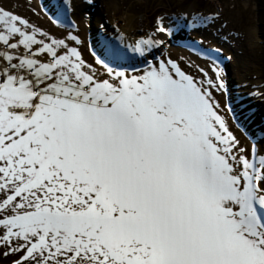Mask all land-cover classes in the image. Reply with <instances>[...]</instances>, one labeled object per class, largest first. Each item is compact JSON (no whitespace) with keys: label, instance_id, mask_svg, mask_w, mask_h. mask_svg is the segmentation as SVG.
Listing matches in <instances>:
<instances>
[{"label":"snow or ice","instance_id":"snow-or-ice-1","mask_svg":"<svg viewBox=\"0 0 264 264\" xmlns=\"http://www.w3.org/2000/svg\"><path fill=\"white\" fill-rule=\"evenodd\" d=\"M38 35L0 9V45L25 50L0 53L4 255L19 254L14 264H264V158L258 166L236 154L217 85L171 60L130 72L101 59L102 79L77 48Z\"/></svg>","mask_w":264,"mask_h":264},{"label":"bare ground","instance_id":"bare-ground-1","mask_svg":"<svg viewBox=\"0 0 264 264\" xmlns=\"http://www.w3.org/2000/svg\"><path fill=\"white\" fill-rule=\"evenodd\" d=\"M5 3H9V5H13L12 0H4ZM20 3L16 5V10L19 14L23 15H29L34 20H38L39 22H43L41 20L43 16H40V13H37V16L33 9L30 10L26 7L21 0H19ZM33 1L37 2L40 9L43 7L47 10V18L54 23L56 19L61 17V14L63 16H66L70 18L72 21H74V29H66L63 25H57L56 23V31L55 34L52 35V39L56 40H64L66 44L69 45V47H75L81 51V57L87 64H91L93 68L96 70L98 76L102 79L108 78L107 72L103 70L105 68L101 64L97 63L98 59L100 60V52L102 49H105L106 53H103V59L106 60L108 57V60L112 67H116L119 69L116 70H127V66L133 65V68H138L137 66L139 64V61L142 63L144 61L149 62L151 61V57L154 58L156 56L155 65H158V63L169 57H178L176 60H178L179 63H181L182 69H185L187 66L192 70V68L198 69V73L196 78L198 82H204V80L208 79V68L201 67L202 63H207V61H200L198 60V56L194 57V54L187 53L186 51L182 49H187L183 44V39H188L192 44H196V39L198 38L200 41L204 42L211 50L212 53L215 55L216 59L221 58L220 55L223 57L221 59V62L225 61L226 57L224 54V47L226 46V43L230 40L232 41V45L229 46V48L233 51V49H237L239 54L243 57L240 58L238 56L235 57V55H232L226 60L225 67L226 72H218L220 75H222L221 81H223L224 87L223 92L226 96L233 94L234 100H237L236 104L233 106L235 108L236 112L233 114L239 120L241 121V124L245 130V133L247 134H254L255 140L254 142L247 143L241 135L237 136V142H238V148L242 149L243 151L237 152L236 154L243 155L245 158H247L250 161V154L252 152L255 153V156L257 158L256 163L259 166V161L264 158V54L262 48L260 46L264 45V37H263V29H264V14L262 12L264 11V0H258V3H254V12L256 16L254 18L252 16H249L256 26H260L257 39L255 41L251 40L249 36V32H245L242 34L240 32L239 34H231L230 36H226V39L228 40L226 43L223 44V46H219L216 39L214 38V35L210 34V29H205L200 24H204L205 21H198L194 19V16L192 14V11L188 13L186 17H182L181 14L179 16H172L170 17H164V19L157 18L155 23L158 22L159 29L163 27L165 31L161 32L159 34L158 32L151 33L149 29H146L147 27H144L145 20L147 18V15H136L132 12L131 9H134L132 5L138 4L136 3L137 0H131L130 5L126 6V12L125 16L120 18V22H122V25L117 26L118 20L113 18L111 22H106V25L112 24L113 27H117L115 31L108 30L109 34H113L114 36L112 38H109L105 35V27H101L99 24L101 21L97 17H91L90 20L84 21L80 18H84L86 12L94 13H101L99 6H106L107 9H118L119 3L117 1L112 0H28L29 3ZM121 1V0H120ZM127 1V0H126ZM86 2L87 4H85ZM249 2V1H248ZM134 3V4H133ZM215 3L216 10H218V13H215V17H220L221 15V9L222 6L219 2L216 0L213 1ZM105 4V5H104ZM42 5V6H41ZM223 5V4H222ZM63 7V11L60 12L59 7ZM10 8H14L12 6H9ZM173 7H170L168 9L172 10ZM92 9V11H90ZM242 10H245V8L242 7ZM117 11V10H116ZM38 12V10H37ZM115 13V12H114ZM113 13V14H114ZM170 14V13H169ZM93 16V15H92ZM42 17V18H41ZM81 21V23H79ZM166 23V25L162 26L161 21ZM206 20V19H205ZM99 21V22H98ZM177 21L181 24V28L184 29V32H182L181 36L180 33L178 35L179 39L175 37L177 40L176 43L175 40L170 41L171 36L168 37V29L174 28L176 29L177 24L174 22ZM260 21V24H259ZM83 23L82 26H80ZM90 24V26H89ZM116 24V25H115ZM175 25V26H174ZM51 26V25H50ZM80 26V27H79ZM263 27V28H261ZM179 28V27H178ZM180 28V29H181ZM87 30V31H86ZM186 30V32H185ZM116 34V35H115ZM158 34L160 36H158ZM227 33H225L226 35ZM247 34V35H246ZM74 35L76 38L79 36L82 41V44L75 45L72 43L69 39L70 36ZM78 35V36H77ZM82 35V37H81ZM170 35V34H169ZM224 35V33H223ZM123 38V40L119 39L118 37ZM239 36V37H238ZM97 37H101L105 40V47H102L101 43H98ZM209 37V38H208ZM109 38V39H108ZM155 40L153 41L156 46L150 47L149 45H140V50H136L137 42L141 40ZM163 40H166L169 42L168 44H174L175 47L169 46L166 44ZM86 41V42H85ZM14 42V41H13ZM131 43L133 48H131ZM259 44V45H258ZM83 47V49L80 48ZM162 47L166 48L167 50H171L169 54L161 53ZM102 48V49H101ZM154 51H153V50ZM234 49V50H235ZM83 50V51H82ZM3 51L0 48V53ZM63 54L64 50H60ZM13 55H20L24 53V49L22 47L18 48L17 50H11L8 51ZM88 52V53H87ZM130 54L131 56L135 57L134 59L126 54ZM160 52V53H158ZM175 52H179L181 55L175 54ZM88 54L90 56H88ZM154 54V55H153ZM233 54V53H232ZM263 54V55H262ZM109 55V56H108ZM95 57L96 62L93 60ZM121 57H123V60H120ZM232 57V58H231ZM141 58V59H140ZM2 59H0V65L2 63ZM198 61L199 63H197ZM6 61H3V64ZM137 63V64H136ZM7 64V63H6ZM194 66V67H193ZM143 70V69H142ZM128 71V70H127ZM209 71H211L209 69ZM256 73H254V72ZM212 73V72H210ZM223 73V74H222ZM136 74V73H135ZM139 74V73H137ZM206 74V75H205ZM213 98L215 96H212ZM212 98V99H213ZM238 98V99H237ZM230 124V123H229ZM231 129V128H230ZM233 131V130H232ZM236 131V130H235ZM250 146V147H249ZM247 155V156H246ZM264 187V183H262V186Z\"/></svg>","mask_w":264,"mask_h":264},{"label":"rangeland","instance_id":"rangeland-1","mask_svg":"<svg viewBox=\"0 0 264 264\" xmlns=\"http://www.w3.org/2000/svg\"><path fill=\"white\" fill-rule=\"evenodd\" d=\"M14 8H7L11 5L9 3H5V1H0V9L9 11L19 17H22L29 21L30 25H32L34 28L38 29L40 32L45 33L43 37L37 36L38 39H43L46 43L50 42L52 40V33L54 32L48 25L46 24L43 26V24L37 22L33 18H27V16L23 15L22 13L19 14L16 10V5L20 3L19 0H12ZM106 1V0H105ZM117 1L119 3L118 9H107L105 6H99V9L101 13H92L93 16L91 17H97L101 22L104 24L105 21L111 22L113 18L118 20L117 26L122 25V22H120V18L125 16L126 12V6L130 5L131 0H112ZM215 0H137L136 3L132 5L134 9H131L134 14L137 16L145 14L147 15V18L145 20L144 27H147L146 29H149L151 33L155 32V30L159 27L158 22L155 23L157 18L164 19V17H170V15H185L187 16L189 12L192 11V14H194V18H202L205 20V23H202V27L205 25V29H210V34L214 35V38L216 39L219 46H223L224 43H226L228 40L226 39V36H230L231 34H239L242 32L244 34L245 32H249V36L251 40L255 41L258 37V33L260 32V26H256L254 21L249 17L252 16L254 18L255 13L254 9V3H258V0H216L219 2L222 6L221 9V15L220 17H215V13H218L215 7V3H213ZM249 1V2H248ZM253 1H255L253 3ZM223 4V5H222ZM170 7H173L172 10L168 9ZM242 7L245 8V10H242ZM117 10V11H116ZM115 12V13H114ZM114 13V14H113ZM170 13V14H169ZM187 14V15H186ZM264 14V11L262 12ZM205 18V19H204ZM264 19V18H263ZM82 20H80L79 23H81ZM99 22V21H98ZM163 23V20L161 21ZM260 24V21H259ZM83 23L80 25L82 26ZM116 25V24H115ZM117 29V27H114ZM263 28V27H261ZM171 29V28H170ZM31 31V29H29ZM224 33V35H223ZM225 33H227L225 35ZM263 37H264V29L262 31ZM247 35V34H246ZM74 36V35H72ZM78 36V35H77ZM80 36V35H79ZM78 36V37H79ZM239 37V36H238ZM17 39V38H16ZM75 45L77 44L75 41L70 40ZM232 45V41H228L226 43V46L224 47V54L226 58H229L232 55H235L243 58L237 49H233V51L229 48V46ZM259 45V44H258ZM81 49L83 47L80 46ZM262 50L264 51V45L260 46ZM79 51V49H77ZM84 50V49H83ZM82 50V51H83ZM81 52V51H79ZM85 52V50H84ZM61 53V51H60ZM82 53V52H81ZM86 53V52H85ZM233 53V54H232ZM264 54V52H263ZM262 54V55H263ZM174 58V57H173ZM232 58V57H231ZM173 61V60H172ZM174 62V61H173ZM155 63V62H152ZM180 66V64H179ZM194 67V66H193ZM184 72L190 76H193L196 80V76L198 74V69L192 68H186ZM254 72V71H253ZM256 73V72H254ZM210 74V73H209ZM210 77L208 79H211L214 84V78ZM205 87L207 88V84H205ZM218 87H212L210 89L213 96H219L217 98H214V103L218 105L217 112L223 119L225 115L224 111V105H223V99L220 97V90H217ZM224 120V119H223ZM225 122V121H224ZM226 126L227 123L225 122ZM228 127V126H227ZM229 129V128H228ZM230 131V130H229ZM231 132V131H230ZM232 133V132H231ZM232 135L236 138L235 134L232 133ZM247 156V155H246ZM6 249L0 248V264H14V261L19 259V254L17 255H4V252Z\"/></svg>","mask_w":264,"mask_h":264}]
</instances>
